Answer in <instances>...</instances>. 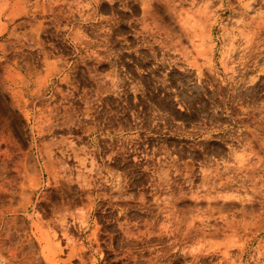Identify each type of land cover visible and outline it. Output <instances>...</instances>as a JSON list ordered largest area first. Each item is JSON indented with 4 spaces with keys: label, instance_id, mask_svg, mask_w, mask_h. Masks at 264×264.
<instances>
[{
    "label": "rangeland",
    "instance_id": "374dc122",
    "mask_svg": "<svg viewBox=\"0 0 264 264\" xmlns=\"http://www.w3.org/2000/svg\"><path fill=\"white\" fill-rule=\"evenodd\" d=\"M0 264H264V0H0Z\"/></svg>",
    "mask_w": 264,
    "mask_h": 264
}]
</instances>
